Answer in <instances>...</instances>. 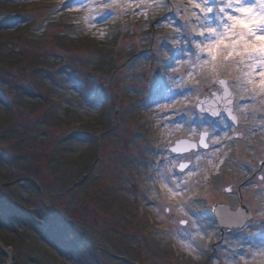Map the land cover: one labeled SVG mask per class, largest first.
<instances>
[{
  "label": "rangeland",
  "instance_id": "obj_1",
  "mask_svg": "<svg viewBox=\"0 0 264 264\" xmlns=\"http://www.w3.org/2000/svg\"><path fill=\"white\" fill-rule=\"evenodd\" d=\"M40 1L1 3L31 13L32 19L40 13L32 12L35 7L44 6ZM60 1L66 2L50 4ZM128 3L121 0L120 13L137 11L135 4L125 7ZM145 4V11L127 16L122 31L113 18L92 23V7L59 14L45 9L50 17L42 27H0V60H7L0 65V264H209L212 259L211 253L191 257L180 237L162 235L168 224L157 195H141L152 188L136 163L149 158L143 149L197 139L186 127H164L160 119L166 111L160 104L171 95L167 76L183 74L187 65L178 64L179 51L172 59L164 55L170 44L161 45L158 38L174 33L169 25L153 28L147 7L156 0ZM83 16L88 25L75 36L72 26L61 25ZM59 60L68 65L64 71L57 70ZM158 61L168 63L167 74ZM235 75L217 78L230 81ZM261 143V135L240 143L238 158L255 159L246 144ZM222 175L237 185L250 178L238 169ZM211 189L206 185L198 195ZM254 191L241 194L253 199ZM164 198L179 202L166 192ZM211 202L236 208L225 196ZM251 264L264 261L258 257Z\"/></svg>",
  "mask_w": 264,
  "mask_h": 264
},
{
  "label": "snow or ice",
  "instance_id": "obj_2",
  "mask_svg": "<svg viewBox=\"0 0 264 264\" xmlns=\"http://www.w3.org/2000/svg\"><path fill=\"white\" fill-rule=\"evenodd\" d=\"M131 4L137 6L131 14L146 10L145 0H129L125 7ZM88 7L96 9L92 23L108 22L113 17L107 14L119 15L122 4L66 0L56 11ZM162 7L169 13L152 27L171 26L173 35L158 38L161 45L170 44L164 55L172 59L174 50L179 51L175 58L187 67L183 74L167 76L171 95L160 104L166 109L160 119L166 121L164 127H186L197 139L184 147L160 143L143 149L149 158L136 163L145 169V182L152 188L141 195L147 199L155 192L168 224L161 234L180 237L189 256L202 259L211 253L209 264H251L258 257L264 261V143L246 144L256 154L253 160L239 159L237 148L253 135L264 136V0H187L176 5L164 0ZM158 64L167 74L168 63ZM233 71L236 75L230 81L217 78ZM242 119L249 123L241 124ZM133 147L141 151L138 145ZM232 169L243 170L250 178L234 184L222 175ZM206 185L211 191L199 196L198 190ZM247 188L255 190L253 199L241 194ZM165 192L179 202H166ZM216 196L234 200L235 211L221 216L220 206L211 202ZM208 211L214 215L207 216Z\"/></svg>",
  "mask_w": 264,
  "mask_h": 264
},
{
  "label": "trees",
  "instance_id": "obj_3",
  "mask_svg": "<svg viewBox=\"0 0 264 264\" xmlns=\"http://www.w3.org/2000/svg\"><path fill=\"white\" fill-rule=\"evenodd\" d=\"M40 2H43L44 6L42 8H41V6L35 7V9L33 8L34 11H32V12L37 13V11H39L41 14L40 13L36 14L37 16L34 14V17L32 19H29L27 16H28V14H31V13L24 11V10L21 12H18L17 7H8L5 4L1 3V0H0V27L12 28L14 26V28L15 27L18 28L26 20H28V22H26V25L32 23L33 25L39 24V26L42 27V25L47 24L49 17H50V13L48 14V12H45L46 11L45 9L50 10L53 14H57L56 10L60 9L62 3H64L65 1L55 2L52 4H50L51 0H46L47 3H44L45 0H41ZM163 2H164V0H156V4H154V5L152 4L151 6L147 7L149 9V11H151L150 17L154 18L152 20L151 24L152 23L154 24L156 21L160 20L162 17L168 15L169 9L167 7H162ZM131 10L129 9V12H128L129 14H125V13L123 14V12H122L116 16H113V14L111 12L109 13V14H111V17H113V22L115 25H117L118 31H122L123 23H125L127 20L130 21L127 16L135 15V14H131L132 13ZM62 12H65V11H61L59 13H62ZM13 17H17V18H13ZM61 25L65 28H67L68 30L72 26L74 29L71 28V30L74 33L73 35L75 36V35H77V31H82L88 25V23H87L86 17L83 16V17H78L77 19H73V18L69 19L66 23L61 22ZM109 29H110L109 27L106 28L107 31L111 30V29L110 30ZM20 34L22 36L21 40L23 41V43H25L27 38L26 39L24 38V35H23L24 33L23 34L20 33ZM78 35H79V33H78ZM0 45H1V43H0ZM28 56L30 58L31 54L27 55L26 58H28ZM1 62L5 63V62H7V60H0V65H1ZM57 63L59 64L57 70L63 69V71H64L66 69V67H68L65 60H63V61L59 60V61H57ZM34 68L38 71H44V70L46 71V69H47L43 65H35ZM56 99L61 100V98H59V97H57ZM59 100H58V102H60Z\"/></svg>",
  "mask_w": 264,
  "mask_h": 264
},
{
  "label": "water",
  "instance_id": "obj_4",
  "mask_svg": "<svg viewBox=\"0 0 264 264\" xmlns=\"http://www.w3.org/2000/svg\"><path fill=\"white\" fill-rule=\"evenodd\" d=\"M190 143H195V141L183 139V140L178 141L176 144H179L181 147H184L186 144H190ZM219 206H220L221 216H227L234 212L228 206H225V205H219Z\"/></svg>",
  "mask_w": 264,
  "mask_h": 264
}]
</instances>
